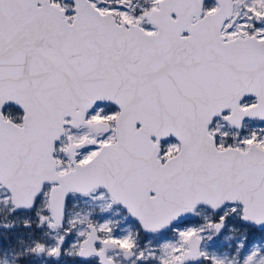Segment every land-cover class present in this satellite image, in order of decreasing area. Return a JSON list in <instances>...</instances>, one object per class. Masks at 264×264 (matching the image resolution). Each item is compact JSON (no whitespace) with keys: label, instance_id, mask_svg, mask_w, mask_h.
<instances>
[{"label":"snow or ice","instance_id":"snow-or-ice-1","mask_svg":"<svg viewBox=\"0 0 264 264\" xmlns=\"http://www.w3.org/2000/svg\"><path fill=\"white\" fill-rule=\"evenodd\" d=\"M0 264H264V0H0Z\"/></svg>","mask_w":264,"mask_h":264}]
</instances>
